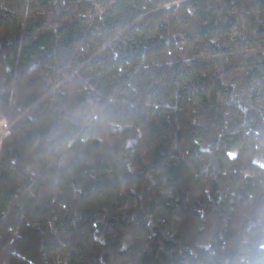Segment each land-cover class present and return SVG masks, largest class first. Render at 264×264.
<instances>
[{
    "label": "trees",
    "instance_id": "1",
    "mask_svg": "<svg viewBox=\"0 0 264 264\" xmlns=\"http://www.w3.org/2000/svg\"><path fill=\"white\" fill-rule=\"evenodd\" d=\"M0 264H264V0H0Z\"/></svg>",
    "mask_w": 264,
    "mask_h": 264
},
{
    "label": "crops",
    "instance_id": "2",
    "mask_svg": "<svg viewBox=\"0 0 264 264\" xmlns=\"http://www.w3.org/2000/svg\"><path fill=\"white\" fill-rule=\"evenodd\" d=\"M3 124H4L3 119H0V131L2 130V126H3Z\"/></svg>",
    "mask_w": 264,
    "mask_h": 264
},
{
    "label": "built area",
    "instance_id": "3",
    "mask_svg": "<svg viewBox=\"0 0 264 264\" xmlns=\"http://www.w3.org/2000/svg\"><path fill=\"white\" fill-rule=\"evenodd\" d=\"M2 136H3V133H2V132H0V140H1Z\"/></svg>",
    "mask_w": 264,
    "mask_h": 264
},
{
    "label": "rangeland",
    "instance_id": "4",
    "mask_svg": "<svg viewBox=\"0 0 264 264\" xmlns=\"http://www.w3.org/2000/svg\"><path fill=\"white\" fill-rule=\"evenodd\" d=\"M1 119V118H0Z\"/></svg>",
    "mask_w": 264,
    "mask_h": 264
}]
</instances>
